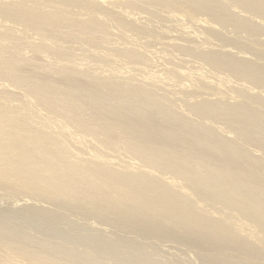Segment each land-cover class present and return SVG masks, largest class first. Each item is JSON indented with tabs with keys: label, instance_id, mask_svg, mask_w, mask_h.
<instances>
[{
	"label": "rangeland",
	"instance_id": "rangeland-1",
	"mask_svg": "<svg viewBox=\"0 0 264 264\" xmlns=\"http://www.w3.org/2000/svg\"><path fill=\"white\" fill-rule=\"evenodd\" d=\"M1 1H3V2H5V1L10 2L12 0H0V2ZM48 1H50V0H48ZM128 1L130 2V5L129 6H126L127 7L126 9L124 7L118 6V9L120 10L119 12H118V9H117V12H114L115 9L117 8V5H116V7L114 9L112 8V7L115 6L114 4L110 5V7L106 5V7H108L107 8L108 10L109 9L110 10L112 9L111 11L114 12V13H120L121 11H122L121 13H123V10L125 9L126 11H124V13H126L125 14L126 15V17H125L126 20H128L129 18L134 19L135 20V23L138 26L143 27V29L145 30V31H143L142 34L140 33L141 35H144L145 34L144 36L141 37L140 35H137V36H140L141 38L140 37H136L135 34H134V31H131L128 27H125L124 28V26H121L122 29H120V27L118 26L119 27L118 28L117 25L113 24V22H115V21H113L112 23H110L111 21H109L108 22L109 24L106 23L107 26L104 25L105 27L103 26L104 28L102 27L101 28L102 29L101 31L98 30L97 31L98 33H96L95 35H92V36L85 35L84 36L83 34H81L83 36H80V34H79V35L75 36L74 34L78 30V28L75 25H73V24H65V25L58 24L59 26L57 25L55 27V26H52V25L51 26H47L48 25L47 23H46V25H44L45 22H46L44 20H43L44 21V24H41L42 23L41 20L39 21L38 19H36L35 22L28 21V18H26L24 16V14L23 15L17 14L16 17H13L11 15H9V16H0V61L2 59L3 60H6L4 63H3V61H1V63H3V65H5V67H4L5 69H3V67H2V69L0 68V103H1V105H0V113H2V116L3 117L5 116L4 118H6V119L8 118L9 120L12 119V118H23L24 116L28 117V119L30 121H32L33 124H29L27 122H24L23 125L20 124L21 125V126H19L20 129L21 128H26V129H28L30 131H37V132L41 133L43 136H45V138H48L49 137V139H51V141L54 143V144L53 143H51V144H53L54 146L56 144H59V142L60 143L62 142L61 147H62V145H63L62 148L65 147L64 148L65 149V154L67 152V154H69L68 155L69 157L70 156H72V158L74 157L73 159H75L76 156L77 157L81 156V158H84L85 155L86 156H85L84 159H89V157H91V156L93 157V155H94L93 153L94 152L95 153L96 152L97 153L100 152L101 155H104L105 156L106 161L108 160L109 162L108 161L107 162L109 164L111 163V166H112L111 168L112 169H115L114 166L115 167L116 166H119V167H123L126 170L128 168H129L128 170H133L134 169V172L135 171L142 172L140 170H145L144 172H146L147 170H149L150 172L152 171V170H150L151 168H148V166L150 164V166L153 167V165L151 163H149V162H147V163L145 162L144 163L141 160V157H138V156H141V155H138V156L131 155V154H134V153H135L134 155H136L138 153L139 154L142 153V151L140 152V150H141L140 147H139V151L137 150L138 148H136V149L134 148L133 149L136 152L138 151V153H136V152L132 151V148H129L130 146L129 147L126 146L127 145L126 142L129 145L130 140L132 141V139H135L136 135H138V134L137 133H134V134L133 133H129L128 134L125 131L126 130V126L124 125V127H125L124 128L123 125H122V124H125V122L122 123L121 125H119V124L114 125V126L110 125V124H112V120L110 119L111 118V115H112L110 109H108V111H106L107 113L103 112L102 113L103 115L101 114L100 116H98V118H101L102 120H99L98 121L97 116L95 117L96 119L94 117L93 118L91 117V115L94 116L95 114H97V113H95V114L94 113H90L91 114L90 115L88 113V112L91 111L90 109L92 107L91 106L92 105V102L94 103V105H96L97 103L99 104V101H97L96 99H95V102H94V100L90 99L91 100V102H90V100H88L89 97L84 96L85 93L83 94V97L81 95L82 93H79V94L76 93V94L70 95V97H72V98H70V99L68 98V101H66L65 104H61L62 107L59 106V107H56V109H55L54 108L55 106H52L51 107L50 105H47L45 103L46 101L44 99L46 97L44 98V96H46L45 94H48L46 92V89H45L46 86H45V87H43V89H41L39 91V94H41V96L40 95L38 96L39 98L36 99L37 101L35 100V98L32 99V100H30L28 98L29 96L27 97L26 93L24 94V91L26 90V88L31 87V85L33 84L32 83L33 82V79L32 80H29V79L28 80H25L27 78L24 77L25 78L24 80H22L23 79L22 78L21 79V82L19 80V81H15L16 82L15 83L14 80L20 79V78H18V77L15 78L14 76H16V74L11 71L15 67H17L14 64L17 65L18 62L24 60V61H27L28 62V64L24 67V72H28V73H30V72H32V73L33 72H39L38 69L40 67L41 68L40 71L43 72V70H44L45 71V74H46V72H49V73H53L54 74V71L57 70L58 68H60V69H58L56 71L57 73L55 72L56 74H54V75L52 74V78L50 77L48 79L47 86H49L51 84H55V82H57V83L58 82H62L63 83L65 77H66V79H67V77L68 78H73V79H79V76H81L82 79L88 80L87 83L90 82L89 79H91L92 80L91 82H93V79H92L93 77H95L94 78V82L95 83H98L99 82L98 79H101L103 77L105 79V82H108V84L110 85L109 82L112 79V78L110 79V77H112V76L114 77V75H118L117 77L115 76L117 79L114 77L113 80L116 79V80H118V83H119V81L121 79H123V80L120 81L119 85L120 84L122 85L124 83L126 84V82H128V84L130 83V85L131 84L133 85V87L131 85V88H136L137 87L136 89L138 90V92H140L141 89H142V92H143V90H146L143 93V94H145L144 96H146L145 97V99H146L145 103L146 102L149 103V100H150V102H152V103H149V104H153V103L155 105H158L159 104V106L161 107V109H160V107L158 108L159 110H162L163 109L162 108L163 105H164L163 107L167 106V107H165L163 109V111H165L163 114H161V113L159 114L160 111L159 112H156L157 115L159 114L158 116L156 115V113H154V110L153 111H152V109L150 110V112L152 111L157 117L154 114H151V117L149 116V119L147 121V123L149 122V124L147 125V123H146V125L148 126V127H146L147 129H149V127H150V125L152 123L155 122V124H157L156 122L159 123L160 121H162L163 118H164V117L162 118V116L164 114L166 115V113H167V117H168L169 114L173 115V112L174 111L175 112L178 111V113H179L180 112L179 110H181V112L183 114H181V112H180L179 115L181 114L183 116H186L187 114H190L189 116H192L191 113H192V110H194V108L193 107H190V108L187 107V105L189 103H192V99H193V103L194 104H196L198 102L203 103L205 101H207V103H210V101H212L211 103L214 106L215 105L216 106L218 105L219 107H217V108L226 109L228 111V113L234 112L235 110H238L242 105L244 107L249 106V110L250 111L252 109H254V111L257 112L256 114H259L260 115V116H258L259 119H256L257 121L255 120L257 122V124H262V123H260L261 121L264 123V118L262 117V116H264V111H263L264 110V106H263L264 105V102L261 101V100L264 99V83L262 82L260 84H254L252 81H250L251 83L249 82V84H248V81L247 82H244L245 79L243 78V76H240V75L236 76L237 74H235V75L232 74L233 75L232 76L231 74L230 75L228 73L226 74V72L221 71L220 69L218 70V72H214L215 70L212 68V66L210 64H208L206 62L204 63V61L203 62L202 61H197V60H201V54L199 52V54L197 55L196 53H198V52H196V50H194V49L198 48V45L200 43H201L199 45L200 46V49H202V48L206 49L208 47H209L208 48L209 50L214 49V48L215 49H218L219 48L218 49V54H222V52L223 53L228 52V53H230V54L233 55L232 56V55H229L228 54L231 57H229L227 59H230L231 58L232 60H235L234 58H236L237 55H238L237 58L240 57L239 60H244V59H245L244 61L247 60L246 61L247 65L253 66V64H255L256 65L255 67H257V68L259 67L262 71H264V67H263V65H264V58H262V57H264V44H263L264 43V33H263L264 26L261 25L262 22L259 21V20H261L260 18H258L259 15H255L256 13L252 14L250 11H248L249 14H251L250 17H249V16H247V15H249L248 12L246 13L244 11L245 9L242 10L240 7H239L240 8L239 9L238 6H236V5L235 6L237 8H235L233 6L232 8L230 7V9H229V6H228V9H226L227 10V13L225 12L226 10H224V13H226L227 16H228V14L231 15V12H232L233 13L232 14V17H234V20H235V17H237V18L241 17L240 19H242V18L247 19V20H245V21L242 22L243 23V26L242 27L239 26L241 30H238L239 28H236L234 25L232 26V24L230 22L228 23V22L225 21V23H224V22L221 21L220 24H218L219 22H217V23H211V24H213L211 27H213V29H215V30L214 31H209V29L206 28V27L202 28L200 26L201 24L198 23V22H196V20L195 21L194 20H189L188 18L184 17L183 15H178V14H176L175 12H173L171 10H168V11L167 10H164V9L162 10L161 9V6L158 3H152L151 2V4H150V2H147L145 0H128ZM221 3H218V4L222 6L224 4V1H223L222 4ZM35 4H34V1L33 0H25L24 1V4H22V5L25 8H27V9L28 8H31V9H29L31 11V13L32 12H39L41 10H45L42 7H41L42 9L40 8V6L41 5H44V4H40V5H35ZM50 4H48V5H50ZM48 5H44V6H47V8H49ZM33 6H34V8H32ZM47 8H46V10H47ZM225 8H227V6ZM239 10L242 11V12H240ZM80 12L79 11L78 12L75 11L74 14L72 15V17L73 18H78L80 15H82V17L80 16V18L83 19L84 18L83 12H81V13ZM228 12H230V13H228ZM50 13L52 14L50 16H54V18H55V16L57 17V15H53V14H58V13H56L55 10L54 11L52 10V12L50 11ZM234 13H236L237 15L234 14ZM88 16L89 15H87V17ZM127 16H129V18ZM227 16H226V18H228ZM244 16L245 17L247 16V18H245ZM254 16H255V18H254ZM197 17H199V21H200L201 20L200 14H198ZM249 18H251V19H249ZM244 19H242V20H244ZM140 20H142V21H140ZM153 20H154V22L156 20V22L154 23ZM250 20L252 22H250ZM247 21H249V22H247ZM246 22L249 23L250 26H248L249 24L246 25L247 24ZM144 23H146V25H144ZM148 23H150V25H151V23H153V25H151V27H150V25ZM144 26H146V28L148 30H151V31H148L147 29H145ZM246 26L248 28H246ZM260 26H262V28ZM197 27H199V28H197ZM251 27H254L255 28L254 29L255 33L259 31V32H261V34L258 32L259 33L258 34L259 36H256L257 33L255 34L254 31L251 30V29H253ZM249 28H250L251 31L249 30ZM256 29H258V30H256ZM215 32H217L218 34H216ZM135 33L139 34L136 31H135ZM148 33H149L148 37L151 36L150 39L147 37V34ZM222 33H223V35L221 36ZM192 34H194L195 36L192 35ZM72 35H73V38H72ZM207 35H210L209 36L210 38ZM252 37H254L256 40L254 38H252ZM206 38H208L209 40H207ZM259 38H260V40H259ZM193 39H195V40H193ZM199 39H200L201 42L199 41ZM216 39L217 40L219 39V40L217 41ZM221 39H223V40L221 41ZM249 39H251V40H249ZM197 40H198L199 43L198 42H195ZM204 40L205 41H209L211 44L205 42ZM42 42L44 43V47L43 48H42V45H43ZM185 42L187 44L190 42V44L192 43V45H189L188 44L190 46L188 48L187 44L185 45ZM246 42H248V43H246ZM193 43H194V45H193ZM177 44H179V45L177 46ZM207 44H210V45L208 46ZM230 44H232L233 47ZM251 44H253V45H251ZM45 45H47V46H45ZM206 45H207V47H206ZM211 45H213V46H211ZM218 45L220 47L221 46L222 47L220 48ZM181 47H185V49L182 48V49H184V50H182ZM127 48L130 51L131 50H133V51L135 50L134 53L135 54L138 53L137 55L139 57H135V58H133V60H128L130 62L133 61L132 63H129L130 65H128V66L125 65V63H123L124 64L123 65L124 67L121 66L122 65V62H121V65H118L117 64L118 67L116 65L113 66V64H110V63H113V62H112V60H109V57H110V55L112 53H115L114 50L115 51H116V49H123V50H125ZM129 48H131V49H129ZM177 48H179V49H177ZM253 48H255V49H253ZM226 49H228V50H226ZM176 50H177V52H176ZM179 50H180V52H179ZM186 50H187V52H186ZM219 51H221V52L219 53ZM214 52H217V50H215ZM255 54H257V55H255ZM190 55H191V57H190ZM194 56H196L197 59ZM232 57H234V58H232ZM139 58L143 59L144 62L142 60H140ZM237 58H236V60H237ZM261 60H263V61H261ZM128 61H126V62L128 63ZM6 62H7L8 65L6 64ZM10 62H12V65H11ZM117 63L120 64V62H117ZM174 64H175V66H174ZM13 65H14V68H13ZM67 65L70 66V67H72V68L69 67L68 71H70V72H67L68 74L71 73V75L69 77L68 74H63L65 76V77L63 76V78H64L63 79L62 76H61L62 74H61L60 70H61V68L63 69V67L64 66H67ZM8 66H10V67H8ZM178 66H179V69L181 68L180 71L178 69ZM36 69H37V71H36ZM71 69H72L73 72H71ZM6 70L8 72H6ZM81 71H82V73H81ZM169 71H171L172 73H170ZM181 71H182V73H181ZM216 71H217V69H216ZM9 72H11L12 74H15V75H11V73H9ZM42 72H39V74H41ZM58 72H60L61 75ZM79 72L81 74H79ZM72 73H74V74H72ZM180 74H181V76H180ZM36 76L39 77L38 75H36ZM108 76H110L109 77V81H108ZM231 76H232V78H231ZM118 77H119V79H118ZM224 78H225V80H224ZM61 79H63V80H61ZM96 79H97V81H95ZM241 79H242V81H241ZM113 80L111 81L112 83H113ZM83 81H85V80H83ZM122 81H125V82L124 83H121ZM94 82L92 84H94ZM115 82L117 83V81H115ZM115 82H114V85H116ZM118 83H117V85H118ZM204 83H206V84L204 85ZM114 85H112V86L114 87ZM117 85H116V88L119 86V85L118 86ZM124 85L121 86L120 89H122V87H125ZM202 85H203V87H202ZM146 86H147V88H146ZM150 86H151V89H149ZM143 87H145V88H143ZM100 88H103V87H100ZM217 88H220V89H217ZM104 89L106 90V87L105 86H104ZM148 89L149 90L154 89L153 91L156 90L155 91V95L153 94V91L152 92L151 91L147 92ZM250 89H253V90H251L252 92L250 91ZM98 90H100V89H98ZM101 90L103 91V89H101ZM105 90L103 92L102 91L101 92L104 93ZM118 91H119V89H118ZM247 91H249L250 93H248ZM253 91H254V93H253ZM156 92L157 93L160 92V95L158 94V96H157V93ZM7 93H10V94L6 95ZM64 93H65L64 91L58 90L55 93V95L53 94V96H51L52 97L51 98L52 100H50V102L62 101V99L65 97L64 96ZM98 93H100V91H98ZM116 93L117 94H114L112 97L111 96H108L107 99H109V100L111 99L112 102L109 101V100H107V102L108 103L111 102L110 103L111 106H112V103L114 102L115 103V104L113 103L114 105L117 104L116 107H119L118 106L119 103H117V102H120V104L122 102L124 105L125 104H128L126 106L129 109V111L132 110L130 108L133 105V103L135 102L134 101V98H135V95L136 94L135 95L131 94V95L134 96V98H132V99H131V97H133V96L129 95V97H127V96L121 97V100H120L119 99L120 98L119 96H122V94H120L118 96L119 93L118 92H116ZM176 93H178V94H176ZM252 94H253V96H252ZM65 95H67V94L65 93ZM78 95H80L82 97V98L80 97L81 100H83V98L86 97L85 99H87L90 102V107L88 105H86V102L87 101L85 102V100H83V102H85L84 104L86 106L83 105L82 102L80 103V101H79L80 104L77 103L78 100L80 99V98H78L79 97ZM151 95H154V96L152 97ZM114 96H115V98H113ZM101 97H102V95H101ZM125 97H127V99H125ZM148 97L150 99H148ZM161 97H162V101H163V98H164V101H163L164 104L163 105H160L161 103H163L161 101ZM197 97H198V99H197ZM251 97L252 98H255L256 100L255 99H251ZM116 98H118V101L117 102H115L116 101ZM122 98H123V100H122ZM168 98H169L170 102L169 101L168 102L166 101ZM222 98H223V101L224 102H222ZM75 99L77 101H75ZM102 99H104V98H102ZM124 99H125V101H124ZM158 99H160V100H158ZM185 99L186 100L187 99H189V100L191 99V100L190 101L188 100L189 101V103H188V101H186ZM257 100H258V102H257ZM96 101H97V103H96ZM132 101H133V103H132ZM73 102H74V104H73ZM213 102H215V104ZM104 103L106 104L105 101H104ZM108 103H107V106H108ZM145 103L143 102V105L140 104L142 107H140L138 105L140 108H136V107L135 108L137 110H140L141 111L143 109V106H146V108L144 107V109L142 110V111H145V110H147V106H150L149 104H145ZM183 103H184L185 106L183 105ZM216 103H218V104H216ZM232 103H233V105H232ZM245 103H246V105H245ZM257 103L259 104V106L257 105ZM123 104H121V105H123ZM129 104L131 105L130 107H128ZM136 104L137 103L135 102L134 103V106H136ZM235 104H238V105H236V107H234ZM3 105H4V107H3ZM168 105L171 108L168 107ZM191 105H188V106H191ZM221 105H223L224 107L221 106ZM77 106H79V107L81 106V108H83V107H85V108L81 109V108H78ZM126 106H125V108H126ZM225 106H226V108H225ZM228 106H230V107H228ZM87 107H88V109H87L88 111L86 110ZM95 107H97V105ZM177 107H179V109ZM227 107H228V109L231 108V107L233 109L235 108V110L233 111V110L230 109L231 111L229 112V110L227 109ZM127 108L125 110H127ZM167 108H170V109H167ZM93 109H96V108L93 107ZM93 109H92L91 112H93ZM84 110L87 111L86 113H88V118H87V115L85 116V114H81L80 115L81 112L82 113H85V112H83ZM94 111L95 112L98 111V108H97V110H94ZM99 111H100V109H99ZM101 111H104V109L101 110ZM133 111H136L134 109V107H133ZM175 112H174L175 115L178 114V113H175ZM126 113H127V111H126ZM126 113H125V115H127ZM99 114L100 113H98V115ZM104 114L105 115L107 114L106 116L107 117L110 116V117L107 118L106 116H104ZM130 114H129V116L128 115L125 116V117H128V118H125L124 117L125 118L124 119L125 121H126V119L127 120L130 119L132 121L131 118H132L133 114L132 115H130ZM149 115H150V113H149ZM179 115H176V116L178 117ZM181 115H180V117H181L180 120L183 119ZM101 116L102 117L104 116L106 118L103 119L104 117L102 118ZM159 116H161V117H159ZM78 117L81 118V119H79ZM188 117H186V119ZM154 118H157V121L152 120ZM190 118L191 117H189V119ZM193 118H191V119H193ZM3 120L4 119L1 117V121H3ZM79 120H80V122H79ZM158 120H160V121H158ZM195 120H196V118H195ZM197 120H198V123L200 121L202 122V123L200 122L201 124L199 123V125H201V128L205 127V129H207V130H211L212 129L211 132L213 130H215L216 131V134L218 133L217 134L218 138H222V137H224L226 135L228 137H230L229 134H225L227 132H226V129H224V128H222V131L224 129L225 132L219 131V130H221L219 128H218L219 130H216L217 128L216 129H213L215 125L217 127V124H216L217 123L216 122L217 119L215 120V122L213 124L212 123L211 124L208 123L205 120V117L204 116L201 117L200 119L197 118ZM137 121L141 122L140 120H137ZM221 121H219V123ZM139 122H137V123H139ZM175 122L174 121H173V123L170 122L171 125L170 124L169 125L171 127L170 126L168 127V125L167 126L166 125H163L165 129L163 127H159V129H157V131L159 130L160 133H163L164 134V131H161V130H165V132H166V129L167 130H170V128L172 129L173 126H175L173 128L176 131H178L177 128H176V125L179 124V123L177 122V124H174ZM204 122H206V123H204ZM253 122H254V120H253ZM16 123H18V121ZM108 123H110V124L108 125ZM190 123H192V122L189 121V125L187 124L188 126H185V127H187V130L189 132L192 130L191 127H190ZM219 123H218V126H223L221 124H224V122L221 123V124H219ZM81 124H82V126H81ZM102 124L104 126H102ZM106 124L108 126L105 127ZM180 125H179V127L182 128V126H180ZM97 126H99V127L101 126V127L100 128H97ZM119 126H121L122 129L124 128L125 130L120 131L121 128H119ZM191 126H193V123H192ZM180 128H179V130H180ZM183 128H184V126H183ZM174 129H172V131L174 132V133L172 132L173 134H171V138L172 139L182 136L184 134L185 130H186V129H183V130L181 129L183 131L182 132L183 134H181V132H179V131L176 132ZM114 130H116V131L114 132ZM107 132L109 134H107ZM110 132H112V134ZM121 132H123V133H121ZM159 132H157L156 135H153V137L155 136V137H157L159 139L162 138V135L163 134L161 135V134H159ZM170 132H171V130H170ZM116 133H118L119 135L116 134ZM124 133H126V135ZM178 133H180V134H178ZM185 133H187V132H185ZM113 134H114V136H117L118 135L117 136V139L115 137V139H113V141L115 140V142H116L119 139L117 141V144H121V142H123L122 145L123 144H126L125 146H123L124 147L123 149H122V145L117 146V144L115 145V147L113 146L112 148L109 147L110 145L104 144V143H101V144L99 143V145H97L96 142L98 141V139H100V138L102 139L103 138L102 136H104L105 139H106V137H107V139L108 138H111L112 139V138H114ZM151 134H153V133H151ZM154 134H155V132H154ZM108 135L111 136V137H109ZM123 135H124V137H127L129 141H126L127 138L124 140L123 139L124 138ZM219 135H220V137H219ZM51 136H53V137L51 138ZM133 136H134V138H133ZM129 137H130V139H129ZM91 140H92V142H91ZM241 140H243V138H241ZM167 141L168 140H164V143H166ZM169 141H168V143H166L164 145H169L170 144V146L172 147L173 142H172V140L170 142ZM254 141H255V144H254ZM254 141L253 142L251 141V143H253L252 144L253 146H251V144H250V147L249 148L248 147L246 148L247 149L246 152H245L246 155L248 154V157H250L251 155L252 156L255 155V157L258 160H260L261 157H263V159H264V153H263L264 152L263 151L264 150L263 149V146H264L263 143H264V141L261 140L260 137H258V139L256 138V140H254ZM142 142H144V141H142ZM193 142H195V141L192 140L189 144L192 145L191 143H193ZM93 143H95L96 145L93 144ZM258 143H259V145H258ZM202 144H204V143H202ZM7 145H8V147H11V148H14V147L16 148L17 147L13 143H7ZM13 145H15V146L13 147ZM190 145H188L185 148V150L186 149L189 150L190 149V147H189ZM194 145H196V144H194ZM194 145H192V146H194ZM254 145L259 146V147L261 145L262 152L260 151L261 148L258 147L260 149L259 150L255 146L257 148L256 149L254 147ZM116 147L117 148L120 147L119 149H121L123 151H121L119 149L117 150ZM125 147H126V150H125ZM29 149L27 147L25 149L26 151L23 149V152H22V150L21 151L18 150L20 152L18 153V151H17L16 154H14L15 159H16V157H18V159H19V157L21 158V156H24L23 158L29 157L27 159L29 161L30 160H32V161L35 160V161L31 162V163H33V164L37 163L38 161H36V160L38 159V157L36 156V154H32V153H34V151L31 150L32 148L30 149V151L32 152L30 154ZM68 149H70L74 154L73 155L70 154L72 152L70 150H68ZM111 149H114V151L111 150ZM191 149H192V147H191ZM191 149L189 151H191ZM75 150H77V151H75ZM123 152H126V153H123ZM78 153H79V155H77ZM225 153L226 152L219 153V155L220 154H222V155L224 154L225 158H227L226 155H225ZM67 154H66V158L68 157ZM81 154H83V155H81ZM16 155H20V156H16ZM217 155H218V153L214 155V156H216V157H214L215 159L217 158ZM222 155L218 156L220 158V160H223V158H221ZM2 156L4 157V154L0 155V160L2 159V161H0V166H1L0 167V177H3L8 172L10 174H12V172H14L16 174H13V175L15 176V178H17V181L14 180L15 181L14 182L13 179H12L10 181H7V182L3 181V182L0 183V229H3L1 232H3V233L5 232L6 234L8 233V234H11L12 235V233H13V237L15 236V237H17V238L19 237L21 239H23V237H24V241L26 242V244L28 245V247L30 246L31 249H35L36 248L35 250H38V248H43V247L45 249H47V247H48V249H49V247H50V249H49L50 251L47 250V253H48V251L51 253V250H52V253H60L59 252L60 248L62 249L65 246V250H64V252L63 251L62 252L65 254V258L66 259H69L70 256L75 257L76 256V253H78V255H81L80 257L83 260V263L86 261L85 258H87V260H89V258H88L90 256L89 254L92 253L91 254V257H93V258H91V257L90 258H91V260L94 259V261L92 260V261L86 262L88 264L90 262L93 263V264H110V263H112V264L113 263L114 264L115 263L116 264H127V263L130 264V263H135V262H138V264H140V263L141 264H155V262H156V264H215V263L216 264H219V263L220 264H233V263L234 264H237V263H239V264H245V262H246V264H264V256H262V255H264L263 254L264 253V242H263L264 237L262 238L261 237V234L259 235V233H260L259 231L260 230L258 229L259 230L258 231L259 233L257 234L256 233V230H257L256 228H253L251 226H247L251 222L249 223V221H247V224H245L246 220L245 221L244 220L242 221L240 219L241 214L244 215L242 213L243 212L242 210L240 211L241 213L240 212L235 213V211H233L232 208H234V209L236 208L237 209L236 211H238V207L239 206H237V207L236 206L235 207H230L232 205L231 203L228 202L229 205H230L229 206V205H226L227 203H225V202L222 203L221 200L219 201V203L221 202L227 208L224 205L221 206L219 203L217 204L219 206L214 205L213 203H215V201H217V199H214L215 197L217 198V194H215V193H212L211 192L212 194L211 193H210V195H209V193L207 194L209 197H211V196L213 197V194H215L216 196L214 195V198L211 197L210 200L208 201L211 204H209L208 202L201 203V205H199L201 209H198L197 212H196V214L198 212H200V214L198 213L199 216L203 215V217H204L205 214L206 215L207 214L210 215L208 213L209 212L208 209H210L209 206H211V205L212 206L214 205L215 207L217 206L216 208L211 206L212 208H215V209L219 208V209L216 210V214L219 211V213L217 214V217H216V214L214 215L216 217V218L214 217L215 219H217L218 216H219L221 219H219V218L218 219L221 220L222 223H223V221L226 220V218L227 219L230 218L228 220V223L231 222V223H229L230 225H227V223H225L227 220L224 221L225 228L228 231V233L230 232V230L232 228H234V230H233L234 232L231 231L232 234L236 235L238 233L237 236H240L241 233H246L247 234L251 230H253V229L255 230L256 229L255 232H254V234L256 233L257 235H259L263 240L262 239H259L260 237L259 236L257 237V235L255 236V235L249 234L250 236L254 237L255 239H253V241H251L252 238L250 239V241H251V243L249 242V244H251L249 246L250 249L247 246H245V247H247V249H245V247L243 246L244 244H243L242 246L245 249V251H243L244 249H243L242 246L241 247H242L243 250L240 249V246H237L240 243L242 244V242H240L237 245L234 244V245H232V246L229 247V245L227 246V244H225V242L219 241V243H218L217 242L218 240L217 241H216V239L215 240H212L213 238H216V237H213L212 235H211L212 236V239L210 238L211 236L210 237H207L208 234H206L205 232H207L208 229H205V232L204 233H203V231H204V229H203L201 231H197L194 234V233H192V231H191L192 229L190 227L189 228L188 227H185V228H181V229H176L175 227H172V225L171 226L169 225L170 228L167 227L168 225L167 226L166 225H163V224L160 225V223H161V222H159L160 220H158L155 216H153L154 214L152 215V214H149L147 212L148 211L147 208L148 207L149 208L151 207V205H149V204H148L149 206L147 208H145V210L147 209L146 211L144 209H142V208L141 209L138 208V207L136 208L135 205L133 203H131L129 206H131L132 209L129 208L128 205H122V206L128 207L127 209L128 210L130 209L129 211H126L127 209L125 210V207H118L119 209L118 208H117V210L115 209V212L117 211L116 213L113 212L114 209H111L110 211L112 213H110V211H108V210L110 208H112L113 206H111V207L109 206L110 208L108 210L107 209L105 210V207L104 206H106V203L105 202H100L99 203L98 200H97V202L99 204L97 203V206H95L96 205V201H95V203H93L94 204V208H93V206H91L93 204H90V202L87 203V205H86V203H83V202H82V205H81L78 200H75L76 203L73 202L74 200L71 201V202L68 201L69 202L68 203V202H66V200L65 201L62 200V198L59 199V198L54 197V196H51V195L48 196V195H44V194L39 193V191L37 190V186H35V185H27L26 184V187H27L26 188L25 187V184H24L23 186L25 188L22 187V185L20 183H24L25 177L22 178L23 176H21V178H20V175H25L24 172H26L25 171L26 169L23 167L24 168V172H23V170L20 172V170H18L19 167L17 168V166H16L17 164L14 165L15 164L13 162L14 161V158L12 159V157L10 158L9 156H5L4 161H3ZM231 156H228V157H231ZM7 157H8V159H7ZM136 157L138 159L139 158L140 159L138 160V159H136ZM30 158H33V159H30ZM219 158H218V160H219ZM69 159H71V157ZM132 159H134V160H132ZM11 160H13V161H11ZM10 162L12 164H10ZM142 162H143V164H142ZM138 163H140L141 165L145 166V168L143 166H141L140 164H138ZM144 164H146V165H144ZM242 165H241V168H244L245 167V164H244L243 167H242ZM136 166H137V168H136ZM138 166H140V167H138ZM146 166H147V168H146ZM2 168H3V170H2ZM138 168H140V170ZM142 168H144V169H142ZM6 169H9V170H6ZM152 169L154 170L155 168H152ZM18 172H20V173L23 172L24 174H20ZM27 172H28V170H27ZM1 173L4 174V175H2ZM17 173L19 174V177H18V174ZM166 173H167V171H162V170L161 171H158V173L154 171V174L157 177L160 178V179L158 178L160 180L159 182H165L167 180L168 181L171 180L170 177H172V174H170V173H167L166 174ZM11 181H13V182H11ZM158 184L159 183H157L155 185L158 186ZM202 186H204V185H202ZM198 187H199L198 189L200 190V187L201 186H198ZM201 188L203 189L204 187H201ZM24 189H27V191H25ZM175 192H176V190L173 191V193H175ZM193 192L195 193V198L197 197L198 194H199L198 197L201 198L200 195L202 194V198L205 199L204 196H203V195L206 194L205 188L202 190L203 193L201 191H199L200 193L197 192V189H195V191H193ZM207 195H205V196H207ZM198 197L196 198L197 200H199ZM78 198H76V199H78ZM218 198L220 199L219 196H218ZM112 199H114V198H112ZM57 200H59V201H57ZM205 200L207 201V199H205ZM211 200H214V202L212 203ZM107 201H108V199H107ZM110 201L113 202V200H110ZM110 201L107 202L108 205L111 204ZM241 201H243V199ZM241 201H238V202H241ZM101 203H104V205L101 204ZM137 203L138 202L136 201L135 204H137ZM76 204H78V205H76ZM100 204H101V206H100ZM117 204L118 203H115V205H117ZM204 204H206V205H204ZM242 204H243V202L241 203V205L239 204L240 205V209L242 207ZM108 205H107V207H108ZM202 205H204L203 208L205 210L201 207ZM70 206H72L73 208L70 207ZM98 206H100V207H98ZM119 206H121V205H119ZM133 206H134V208H136V210H134ZM102 207H104V209ZM229 207H230V209H229ZM256 207H257V205H256ZM256 207L254 206V208H256ZM120 208L122 210H120ZM259 208L260 207H257L258 211H259ZM257 209H255V210L257 211ZM203 210H204V212H202ZM119 211L120 212L122 211V213H126L125 214L126 217L124 216V214L123 215L121 213L119 214ZM133 211H136L135 212L136 213V216H135V214H134ZM140 211H142V213H144V215H142L143 218L144 217L146 218V219L145 218L143 219L141 217L142 218L141 220H143V221H140V216L137 213V212L140 213ZM206 211H208V212H206ZM94 213L95 214L97 213V215L95 216ZM233 213H235V214L233 215ZM38 214H39V216H38ZM111 214H113V215H111ZM130 214H131V216H130ZM224 214H225V216H228V217H225ZM103 215H105V217ZM110 215L113 218H111ZM132 215H133V217H132ZM148 215H149V217H148ZM206 215H205V217H206ZM239 215H240V217H239ZM199 216L197 218H199ZM229 216H231V217H229ZM43 217H45V218L41 220V218H43ZM124 217H125V219H124ZM135 217H136V220L137 221L134 219ZM203 217L201 216L200 218H203ZM222 217H224V219ZM242 217L243 218H246V216H242ZM133 219L135 220V222H134ZM25 221H27V222L24 223ZM40 221H42L41 222V225H43V226L40 225ZM113 221H114V223H113ZM126 221H127V223H126ZM139 221H140V224H139ZM151 221H152V223H151ZM232 221H234V222H232ZM235 221L238 222L237 224H239V225L241 223L243 224V222H244L245 225L243 224L242 226L240 225V227H239V225H236V222ZM33 222L35 224L34 226H33ZM52 222H53V224H52ZM108 222H110V223H108ZM7 223L9 225H8V227H5V226H7ZM10 223H11V225H10ZM47 223H49V226H48ZM162 223H163V221H162ZM231 224H234L237 227H235V226L233 227V225H231ZM51 225H52V228L53 229L50 228ZM23 226L24 227L26 226V227L24 228ZM47 226H48V228H47ZM230 226H232V228H230ZM245 226L248 227V229H249V230L246 229L247 232L245 231V228H246ZM43 227L47 228L48 230L47 229L46 230L48 232ZM241 227L242 228L245 227L244 230ZM249 227H251V228H249ZM10 228L12 230L14 229V231H12ZM17 228L20 229L21 231L18 230ZM141 228H142V231H141ZM192 228H194V227H192ZM227 228L230 229V230H228ZM237 228H240V229H237ZM138 229H140V230H138ZM241 229H242V231H241ZM50 231L55 233V237H54V233H51ZM243 231H245V232H243ZM21 232L24 233V234H26V235H23ZM39 232L41 233V235H39L40 234ZM252 232H250V233H252ZM59 234H60V237H59ZM64 234H65V238H64ZM246 234H245V236H246ZM42 235H44V236H42ZM57 235H58V237H57ZM21 236H23V237H21ZM28 236L31 237V238H28L27 239ZM35 236H37V237H35ZM40 236L41 237H46L47 239L46 238H42V240H41V237ZM51 236H52V238H51ZM66 236H68V238ZM83 236H87L88 237V240H84V239H87V237L85 238ZM153 236H154V238H153ZM242 236H244V235H241V237ZM76 237H78V241L76 240L77 239ZM89 237H91V238L89 239ZM95 237L98 240H101V241H98ZM256 237L258 238V240L256 239ZM48 238H50V239H53L54 238L53 241H52L53 243L50 242L49 241L50 239H48ZM58 238L62 242L60 240H58ZM80 238H82L81 241L83 243L80 241ZM92 238H93V243H92ZM43 239L45 240V242L43 241ZM69 239H71V240L73 239L74 240V241H72V242H74V245H72L73 244L72 242H71V244L69 243V241H71ZM40 240L43 241V242L40 243ZM46 240L48 242H46ZM66 240L68 242H66ZM114 240L116 242V245H115ZM254 240H256V242ZM261 240H262L263 243L261 242ZM56 241H57V243H56ZM120 241H121V243H120ZM131 241H132V243H131ZM214 241L216 243H214ZM222 241H224V240H222ZM259 241L262 244H260ZM98 242H101V243L103 242V243H102V245H100L101 243H99V245H100L99 246L98 245ZM38 243L41 244V245L43 244V245L40 247V245ZM47 243H49V245ZM63 243H65L66 245L69 243V245H67L68 246L67 247L68 249L66 248V245L63 244ZM94 243H96L98 246L96 244H95L96 246L93 245ZM211 243H213V244H211ZM45 244H47V245L45 246ZM52 244H54V246ZM220 244H222V245H220ZM56 245H57V247L55 248ZM76 245L78 246L77 248L75 247ZM223 245H225V246H223ZM246 245H248V243ZM103 246H104V248H103ZM112 246L114 247L113 250L111 249ZM73 247H75V248H73ZM81 247L83 249H81ZM130 247H131V249H130ZM132 248L135 249V250H132ZM258 248H261V249H258ZM43 249H40V251H43ZM231 249H233V250H231ZM67 250L69 251V253L67 252ZM94 250H95V252H94ZM247 250H249V251H247ZM253 250H255L254 253L257 252L255 254L253 253L254 254V258L257 257L256 255H258L259 256V259L257 257V259L254 260L253 256L251 258L250 253L252 254L251 251H253ZM65 251L70 256L68 254H66ZM70 251H72V252H70ZM99 251H101V252H99ZM113 251H115V254H114ZM118 251L120 252V254H119ZM237 251H239V252H237ZM246 251L249 252V253H247ZM45 252H46V250H45ZM62 252L60 253V255L62 254L64 256V254ZM86 252H88V253H86ZM96 252L99 254V255L97 254L99 257L94 256V253H96ZM106 253H108L109 255L106 254ZM129 253L130 254L132 253L131 256H129L130 255ZM121 254H123V255H121ZM142 254H143V256H142ZM84 255H86V256H84ZM105 255H107L108 258H105L106 257ZM115 255H116V258H115ZM120 255H121V259H120ZM248 255H250V256H248ZM243 257H244V259H243ZM78 258H79V256H78ZM70 259H73V258L70 257ZM111 259H112V261H111ZM232 259L235 260V261H233ZM249 259H253V260L251 261ZM82 260H81V264H83L82 263ZM122 260H124V263H123ZM232 261H233V263H231ZM103 262H105V263H103Z\"/></svg>",
	"mask_w": 264,
	"mask_h": 264
},
{
	"label": "bare ground",
	"instance_id": "bare-ground-1",
	"mask_svg": "<svg viewBox=\"0 0 264 264\" xmlns=\"http://www.w3.org/2000/svg\"><path fill=\"white\" fill-rule=\"evenodd\" d=\"M24 1L25 0H12V1H10V2H7V1H5V2H3V1H1L0 2V16H9V15H11V16H13V17H16V15L17 14H20V15H23L24 14V16L26 17V18H28V21H33V22H35L36 21V19H38L39 21L41 20V24H44V21H46L45 22V24L44 25H46V23L48 24L47 26H57L58 24H63V25H65V24H73V25H75L77 28H78V30L76 31V33L74 34L75 36H77V35H79L80 34V36H85V35H89V36H92V35H95L96 33H98L97 31L98 30H102L101 28L105 25V26H107V24H109L108 22L109 21H111L110 23H112L113 21H115V22H113V24H115V25H117V27L119 26L120 27V29H122L121 28V26H124V28L125 27H128L131 31H134V34H135V36L136 37H142V36H144V35H141L142 33H143V31H145L144 29H143V27H141V26H138L136 23H135V20L134 19H131V18H129V16H127L129 19L128 20H126V13H124V11H126L125 9L127 8L126 6H129L130 5V2L128 1V0H50V1H48V0H33L34 1V4L35 5H40V4H44L45 2L47 3H45L44 5H48V4H50V5H48V7L49 8H47V6H44V5H41L40 6V8L42 7V8H44L45 10H46V8H47V10L45 11V10H41V11H39V12H32L31 13V11L29 10V9H31V8H25L22 4H24ZM145 1H147V2H150V4H151V2L152 3H158L160 6H161V9L163 10H171V11H173V12H175L176 14H178V15H183L184 17H186V18H188L189 20H196V22H198V23H200L201 25V27L202 28H204V27H206V28H208L209 29V31H214L215 29H213V27H211L213 24H211V23H217V22H219L218 24H220V22L222 21V22H224L225 23V21L226 22H230L231 24H232V26L234 25L236 28H239L238 30H241L240 29V27L239 26H243V21H245V20H247V19H244V18H242V19H244V20H242V19H240L241 17H239V18H237V17H235V20H234V17H232V12H231V15L230 14H228V16L226 15V13H227V10L226 9H228V6H229V9H230V7L232 8L233 6L235 7V8H237L236 6H238V8L240 7L242 10H244L246 13L248 12V11H250L252 14H254V13H256L255 15H259L258 16V18H260L261 20H259V21H261L262 22V24L261 25H263L264 26V0H145ZM223 1H224V4L221 6V5H219L218 3H223ZM221 3V4H222ZM112 4H114L113 6L114 7H112L113 9L116 7V5H117V8L115 9V11L114 12H117V9H118V6H121V7H124L123 9V13H114V12H112L110 9L108 10L107 8L108 7H106V5L107 6H109L110 7V5H112ZM219 5V6H218ZM236 5V6H235ZM44 6V7H43ZM227 6V8H225ZM46 7V8H45ZM32 8H34V6L32 7ZM41 8V9H42ZM120 8V7H119ZM239 8V9H240ZM49 9V10H48ZM121 9V8H120ZM52 10L54 11H56V13H58V14H53V15H57V17L55 16V18H54V16H50V15H52L51 13H50V11L52 12ZM224 10H226L225 12L226 13H224ZM49 11V12H48ZM83 12V15H84V18L82 19V18H80V16L82 17V15H80L78 18H73L72 17V15L74 14V12ZM120 10L118 9V12H119ZM240 11V10H239ZM80 12V13H81ZM234 12V11H233ZM240 12H242V11H240ZM228 13H230V12H228ZM237 13V12H236ZM236 13H234V14H236ZM198 14H200V18H201V20L199 21V17H197V15ZM241 14V13H240ZM248 14H249V12H248ZM87 15H89L88 17H87ZM237 15V14H236ZM239 15V14H238ZM250 15L251 14H249V15H247V16H249L250 17ZM203 16V17H202ZM226 16L228 17V18H226ZM234 16V15H233ZM247 16L245 17V18H247ZM253 16V15H252ZM251 16V17H252ZM52 17V18H51ZM86 17V18H85ZM54 18V19H53ZM133 18V17H132ZM253 18V17H252ZM254 18H255V16H254ZM203 19V20H202ZM249 19H251V18H249ZM44 20V21H43ZM140 21H142V20H140ZM202 21V22H201ZM241 21V22H240ZM153 22H154V20H153ZM155 22H156V20H155ZM154 22V23H155ZM158 22V21H157ZM247 22H249V21H247ZM246 22V23H247ZM250 22H252L251 20H250ZM260 22V23H261ZM30 23V22H29ZM107 23V24H106ZM117 23V24H116ZM141 24V23H140ZM139 24V25H140ZM149 25H150V23H148ZM222 24V23H221ZM249 23H247L246 25H248ZM36 25V24H35ZM144 25H146V23H144ZM151 25H153V23H151ZM151 25H150V27H151ZM157 25V24H156ZM256 25V24H255ZM254 25V26H255ZM259 25V24H258ZM59 26V25H58ZM104 26V27H105ZM155 26V25H154ZM196 26V25H195ZM245 26V25H244ZM248 26H250V24L248 25ZM39 27V26H38ZM103 27V28H104ZM118 27V28H119ZM145 27V29H147L146 28V26H144ZM258 27V26H257ZM261 28H262V26H260ZM259 27V28H260ZM40 28V27H39ZM149 28V27H148ZM197 28H199V27H197ZM246 28H248L247 26H246ZM251 28H253V29H251L252 31H254V27H251ZM260 28V29H261ZM259 29V30H260ZM264 29V28H263ZM148 30V29H147ZM146 30V31H147ZM201 30V29H200ZM234 30V29H233ZM248 30V29H247ZM249 30H250V28H249ZM250 30V31H251ZM256 30H258V29H256ZM135 31L136 32H138L139 34H137V33H135ZM148 31H151V30H148ZM245 31V30H244ZM249 31V32H250ZM262 31V30H261ZM165 32V31H164ZM240 32V31H239ZM259 32V31H258ZM256 32L257 33V35L256 36H259L258 34L260 33L261 34V32ZM141 33V34H140ZM194 33V32H193ZM216 34H218L217 32H215ZM248 33V32H247ZM251 33V32H250ZM254 33H255V31H254ZM255 33V34H256ZM263 33H264V31H263ZM81 34H83V35H81ZM197 34V33H196ZM210 34V33H209ZM246 34V33H245ZM137 35H140V36H137ZM148 35H149V33L147 34V37H148ZM166 35V34H165ZM192 35H194V34H192ZM198 35V34H197ZM211 35V34H210ZM210 35H207L208 37L210 36ZM223 35V33L221 34V36ZM74 36V37H75ZM153 36V35H152ZM162 36V35H161ZM195 36V35H194ZM252 36V35H251ZM254 36V35H253ZM262 36V35H261ZM140 37V38H141ZM146 37V36H145ZM151 37V36H150ZM150 37H148L149 39H150ZM198 37V36H197ZM205 37V36H204ZM213 37V36H212ZM224 37V36H223ZM255 37V36H254ZM254 37H252V38H254ZM72 38H73V35H72ZM210 38V37H209ZM246 38V37H245ZM198 39V38H197ZM202 39V38H201ZM207 40H209L208 38H206ZM212 39V38H211ZM229 39V38H228ZM255 39V38H254ZM189 40V39H188ZM193 40H195V39H193ZM217 40V39H216ZM219 40V39H218ZM217 40V41H218ZM223 39H221V41H222ZM249 40H251V39H249ZM256 40V39H255ZM259 40H260V38H259ZM190 41V40H189ZM199 41H200V39H199ZM205 41V40H204ZM203 41V42H204ZM254 41V40H253ZM258 41V40H257ZM193 42V41H192ZM195 42H198V40L197 41H195ZM201 42V41H200ZM205 42H207V43H210L209 41H205ZM229 42V41H228ZM199 43V42H198ZM224 43V42H223ZM227 43V42H226ZM230 43V42H229ZM246 43H248V42H246ZM42 48L44 47V43L42 42ZM171 44V43H170ZM176 44V43H175ZM187 43L185 42V45H186ZM189 45H192V43L190 44V42L188 43ZM187 44V46H188V48L190 47L189 45ZM201 44V43H200ZM199 44V45H200ZM211 44V43H210ZM210 44H207L208 46L210 45ZM243 44V43H242ZM260 44V43H259ZM264 44V43H263ZM179 44H177V46H178ZM193 45H194V43H193ZM198 45V48H196V49H194V50H196V52H198V53H196L197 55L199 54V52H200V54H201V60H197V61H204V63L206 62V63H208V64H210L211 66H212V68L215 70L214 72H218V70L220 69L221 71H224V72H226V74L228 73L229 75L231 74H237L236 76H238V75H240V76H243V78L245 79L244 80V82H247L248 81V84H249V82L250 81H252L254 84H260V83H264V71H262L259 67L257 68V67H255L256 65L255 64H253V66H251V65H247V63H246V61H244V60H239L240 59V57L239 58H237L238 57V55H237V60H236V58H234V57H232V58H234L235 60H232L231 58L230 59H227V58H229V57H231V56H229V55H232V54H230V53H228V52H225V53H223L222 52V54H218V49H211V50H209L208 48H206V49H204V48H202V49H200V46ZM207 45H206V47H207ZM214 45V44H213ZM213 45H211V46H213ZM222 45V44H221ZM224 45V44H223ZM231 46H232V44H230ZM240 45V44H239ZM246 45V44H245ZM251 45H253V44H251ZM45 46H47V45H45ZM197 46V45H196ZM203 46V45H202ZM205 46V45H204ZM219 46V45H218ZM217 46V47H218ZM227 46V45H226ZM230 46V47H231ZM41 47V46H40ZM174 47V46H173ZM176 47V46H175ZM195 47V46H194ZM215 47V46H214ZM220 47V46H219ZM222 47V46H221ZM220 47V48H221ZM228 47V46H227ZM233 47V46H232ZM231 47V48H232ZM241 47V46H240ZM243 47V46H242ZM257 47V46H256ZM255 47V48H256ZM182 48H184L185 49V47H181V49ZM192 48V47H191ZM213 48V47H212ZM226 48V47H225ZM230 48V49H231ZM245 48V47H244ZM243 48V49H244ZM255 48H253V49H255ZM262 48V47H261ZM129 49H131V48H129ZM177 49H179V48H177ZM184 49H182V50H184ZM247 49V48H246ZM245 49V50H246ZM204 52H203V51ZM206 50V51H205ZM209 50V51H208ZM215 50H217V52H214ZM226 50H228V49H226ZM244 50V51H245ZM191 51V50H190ZM193 51V50H192ZM247 51V50H246ZM114 52L115 53H112L111 55H110V57H109V60H112V62L113 63H110V64H113V66H117V64L118 65H121V62H122V65L121 66H123L124 64L123 63H125V65H130L129 63H132V62H130V61H128V60H133V58H135V57H139L137 54H135L134 52H135V50L133 51V50H128V48L127 49H125V50H123V49H116V51L114 50ZM176 52H177V50H176ZM179 52H180V50H179ZM186 52H187V50H186ZM185 52V53H186ZM221 51H219V53H220ZM231 52V51H230ZM257 52V51H256ZM261 52V51H260ZM192 53V52H191ZM189 54V53H188ZM195 54V53H194ZM229 54V55H228ZM246 55V54H245ZM248 55V54H247ZM255 55H257V54H255ZM169 56V55H168ZM193 56V55H192ZM233 56V55H232ZM236 56V55H235ZM260 56V55H259ZM263 56V55H262ZM261 56V57H262ZM190 57H191V55H190ZM195 58H196V56H194ZM173 58V57H172ZM244 58V57H243ZM262 58H264V57H262ZM140 60H142L143 62H144V60L143 59H141V58H139ZM171 59V58H170ZM191 59V58H190ZM197 59V58H196ZM203 59V60H202ZM242 59V58H241ZM8 60V59H7ZM1 61H3V63L6 61V60H1ZM1 61H0V68L2 69V67H3V69H5L4 67H5V65H3V63H1ZM126 61H128V63L126 62ZM169 61V60H168ZM244 61V62H243ZM261 61H263V60H261ZM110 62V61H109ZM117 62H120V64L119 63H117ZM11 63V65H12V62H10ZM116 63V64H115ZM6 64H7V62H6ZM28 64V62L27 61H24V60H22V61H20V62H18L17 63V65L16 64H14L15 66H17V67H15L14 68V65H13V68L14 69H12L11 71L13 72V73H15L16 74V76H14L15 78L16 77H18V78H20V79H16V80H14V82L15 81H19L20 80V82H21V79L22 80H24L25 78H27V79H25V80H32L33 79V84L31 85V87H29V88H26V90L24 91V94L26 93V95H27V97L30 99V100H32V99H34L35 98V100L37 99V98H39L38 96L40 95L41 96V94H39V91L41 90V89H43V87H45V89H46V92L48 93V94H45L46 96H44V100L46 101L45 103L47 104V105H50L51 107L52 106H55L54 108L56 109V107H59V106H61L62 107V105L61 104H65V102L66 101H68V98L70 99V98H72V97H70V95H72V94H79V93H82L81 95H82V97H83V94H84V96H86V97H89V99L88 100H90V99H92V100H94V102H95V99L97 100V101H99V104L97 103V101H96V105H97V107H95L96 105H94V103L92 102V107H91V111H92V109H93V107L94 108H96V109H93V112H91L90 110V112H88L89 114L90 113H97V114H95L94 116L93 115H91V117L93 118H95L96 116H97V118H98V116H100L103 112H105V113H107L106 111H108V109H110L111 110V120H112V124H110L111 122V120L109 121L110 123H108V125L110 124V125H112V126H114V125H117V124H119V125H121L122 123H124L125 122V124H122L123 125V127H124V125L126 126V130L123 128H121V126H119V128H121V130L120 131H122V130H125L128 134L129 133H137L138 135H136V137H135V139H132V141L130 140V142H129V145H128V143L126 142V141H129L128 140V138L127 137H124V135H123V139L125 140L126 138H127V140L125 141L126 142V144H123L122 145V143L123 142H121V144H117V141L119 140H117L116 142H115V140L113 141V139H115V137H116V139H117V136L119 135L118 133H116V134H118L117 136H114V134H113V136H114V138H108L107 139V137H106V139L104 138V136H102L103 138L101 139H98V141L96 142L97 143V145H99V143L101 144V143H104V144H108V145H110L109 147H115V145L117 144V146H120V145H122V149L124 148L123 146H130L129 148H132V151H134L133 149L135 148H138L137 150L139 151V147H140V152L142 151V153H138V151L136 152V151H134V152H136V153H138V154H136V155H134V154H131V155H133V156H138V155H141V156H138V157H141V160L145 163H147V162H149V163H151L152 165H153V167H151L150 166V164H149V166H148V168H151L150 170H152L151 172L149 171V170H147L146 172H144L145 170H140V168H138L140 171H142V172H139V171H135L134 172V169L133 170H126V169H124L123 167H119V166H114V168L115 169H112L111 167V163L109 164L107 161H106V159H105V156L104 155H101V153L100 152H94L93 154V157L91 156V157H89V159H84L85 158V156H84V158H81V156H79V157H75V159H73L72 158V156H70L71 157V159H69L70 157L68 156L69 154H67V152H66V154H67V156L69 157H67L66 158V154H65V147L64 148H62L63 147V145H62V147H61V144H62V142L60 143L59 142V144H56L55 146L53 145L54 143L51 141V139H49V137L48 138H45V136H43L41 133H39V132H37V131H30V130H28V129H26V128H19V126H21V125H23L24 124V122H27V123H29V124H33V122L32 121H30L29 119H28V117H26V116H24L23 118H12V119H6V118H4L3 116H2V113H0V155H2V154H4V157L2 156V158H3V161H4V158H5V156H9L10 158L12 157V159L14 158V161L13 160H11V161H13L14 163V165H16L17 166V168H18V170H20V172L23 170V172H24V168L26 169L25 171L26 172H24L25 173V175H20V178H21V176H23L22 178H24L25 177V181H24V183H20L21 185H22V187H24L23 185L25 184V187H26V184L27 185H35V186H37V190L39 191V193H41V194H44V195H48V196H54V197H57V198H62V200H66V202H71V201H73V202H75V200H78L79 201V203L82 205V202L83 203H86V205H87V203H89L90 202V204H93V203H95V201H96V205L95 206H97V203L99 202H105L106 203V206H104L105 207V210L107 209H109L111 206H113L112 208H110L108 211H110L111 209H114L113 210V212H115V209L117 210V208L118 207H125V210L128 208V207H126V206H122V205H130L131 203H133L134 205H135V207L137 208H142V209H144L145 210V208H147L149 205H151V207L149 208H147L148 209V213L149 214H154L153 216H155L158 220H160L159 222H161L160 223V225L161 224H163V225H168L167 227H169L170 228V226L172 225V227H175L176 229H181V228H185V227H190L191 229V231H192V233H196L197 231H201V230H203L204 229V231H203V233L205 232V229H208V231L207 232H205L206 234H208V236L207 237H210L211 235L213 236V237H216V238H213L212 239V236L210 237L212 240H215L216 239V241L219 243V241H221V242H225V244H227V246L229 245V247L230 246H232V245H234V244H239L240 242H242V244L240 245H237V246H240V249L241 250H243L244 249V247L245 246H247L249 249H250V245L251 244H249V242L251 243V241H253V239H255L254 237H252V236H250L249 234H251V235H257L259 232V235L261 234V237L263 238L264 237V159H263V157H261V159L260 160H258L256 157H255V155H251L250 157H248V154L246 155V148L248 147H250V144H251V146H253L252 144L253 143H251V141L253 142L254 140H256V138L258 139V137H260V139L261 140H263L264 141V123L261 121L260 123H262V124H257V120L256 119H259L258 118V116H260L259 114H256L257 112L256 111H254V109H252L251 111L249 110V106H247V107H244L243 105L238 109V110H235V108L233 109L232 107L231 108H229L228 109V107H230V106H228L227 107V109L229 110V112L231 111V110H235L234 112H230V113H228V111L226 110V109H223V108H217V107H219L218 105L215 107L211 102L212 101H210V103H207V101H205V102H203V103H200V102H198V103H196V104H194L193 103V99H192V103H189V101L191 100H189V99H185L186 101H188V105H191V106H188L186 103V105H187V107L188 108H190V107H193L194 108V110H192V113H191V115L192 116H189L190 114H187L189 117H191V118H193V119H189V117L186 115V116H183V115H181V114H183L182 112H181V110H179L180 112H181V116H182V120H180V115H179V113H178V111L177 112H175V113H178V114H176V115H179L178 117L174 114V112H173V115H171V114H169V116L167 117V113H166V115L164 114L163 116H162V118H163V120L162 121H160V120H158V121H160L159 123L158 122H156L157 124H155V122L154 123H152L151 125H150V127H149V129H147L146 127H148L147 125L149 124V122L147 123V121H148V119H149V116L151 117V114H154V113H156V112H159V114L161 113V114H163L165 111H163V109L165 108V107H167V106H165V107H163L164 105V98H163V101H162V97H161V101L163 102V103H161L160 105H163L162 106V110H159L158 108L160 107L159 106V104L158 105H155L154 103L153 104H149V103H152V102H150V100H149V103H145V101H146V99H145V97L146 96H144L145 94H143L146 90H143V92H142V89L140 90V92H138V90L136 89V88H131V85H130V83L128 84V82H126V84L124 83L125 81H122L121 83H124V84H120L119 85V83H120V81L121 80H123V79H121L120 81H119V83H118V80H116L117 78V76L118 75H114V77L116 78V79H114L113 80V76L112 77H110V76H108V81H109V77H110V79H111V81L113 80V83L110 81L109 83H110V85L108 84V82H105V79L102 77L101 79H98L99 80V82L98 83H95L94 82V78L95 77H93L92 79H93V82H94V84H92L93 82H91L92 80L91 79H89L90 80V82L89 83H87V81L88 80H86V79H82L81 78V76H79V79H73V78H68L67 77V79H66V77L63 75V74H68L67 72H70V71H68V69H69V67L70 66H64L63 67V69L61 68V70L63 71H61L60 70V72H61V74H60V72H58L61 76H62V78H63V76L65 77V79H64V82L62 83V82H55V84H51V85H49V86H47V83H48V79L51 77L52 78V74L53 73H49V72H46V74H45V71L43 70V72L42 71H40L41 70V68L39 67V72H42L41 74H39V72H30V73H28V72H24V67L26 66ZM202 64V63H201ZM8 65V64H7ZM209 65V66H210ZM174 66H175V64H174ZM210 66V67H211ZM8 67H10V66H8ZM7 67V68H8ZM118 67V66H117ZM120 67V66H119ZM124 67V66H123ZM263 67H264V65H263ZM45 68V67H44ZM43 68V69H44ZM49 68V67H48ZM47 68V69H48ZM57 68V67H56ZM70 68H72V67H70ZM176 68V67H175ZM174 68V69H175ZM23 69V70H22ZM52 69V68H51ZM54 69V68H53ZM58 69H60V68H58ZM57 69V70H58ZM178 69H179V66H178ZM181 69V68H180ZM180 69H179V71H180ZM209 69V68H208ZM216 69H217V71H216ZM10 70V69H9ZM57 70H55L54 71V74H56L57 72ZM177 70V69H176ZM36 71H37V69H36ZM83 71V70H82ZM82 71H81V73H82ZM172 71V70H171ZM171 71H169L170 73H172ZM208 71V70H207ZM212 71V70H211ZM6 72H8L7 70H6ZM51 72V71H50ZM56 72V73H55ZM71 72H73L72 71V69H71ZM86 72V71H85ZM209 72V71H208ZM9 73H11V72H9ZM78 73V72H77ZM80 72H79V74H81ZM174 73V72H173ZM181 73H182V71H181ZM15 74H12L11 73V75H15ZM53 74V75H54ZM72 74H74V73H72ZM221 74V73H220ZM223 74V73H222ZM36 75H38L39 77H37ZM69 75V77H70V75H71V73H69L68 74ZM111 75V74H110ZM172 75V74H171ZM60 76V77H61ZM180 76H181V74H180ZM223 76V75H222ZM225 76V75H224ZM233 76V75H232ZM232 76H231V78H232ZM13 77V78H14ZM25 77V78H24ZM54 77V76H53ZM98 78V77H97ZM54 79V78H53ZM63 79H61V80H63ZM104 79V80H103ZM118 79H119V77H118ZM83 80H85V81H83ZM103 80V81H102ZM224 80H225V78H224ZM227 80V79H226ZM233 80V79H232ZM239 80V79H238ZM95 81H97V79L95 80ZM102 81V82H101ZM107 81V80H106ZM115 81H117V83H118V85H117V83L115 82ZM203 81V80H202ZM235 81V80H234ZM241 81H242V79H241ZM114 82H115V84L119 87H117L116 88V85H114ZM231 82V81H230ZM239 82V81H238ZM16 83V82H15ZM18 83V82H17ZM26 83V82H25ZM107 85H106V84ZM112 83V84H111ZM142 83V82H141ZM228 83V82H227ZM240 83V82H239ZM251 83V82H250ZM105 84V85H104ZM128 84V85H127ZM148 84V83H147ZM206 83H204V85H205ZM244 84V83H243ZM19 85V84H18ZM17 85V86H18ZM106 87V90L104 89V86ZM112 85H114V87L112 86ZM125 86V87H122V89H120V87L121 86ZM144 85V84H143ZM221 85V84H220ZM240 85V84H239ZM22 86V85H21ZM108 86V87H107ZM136 86V85H135ZM149 86V85H148ZM193 86V85H192ZM191 86V87H192ZM241 86V85H240ZM239 86V87H240ZM48 87V88H47ZM99 87V88H98ZM100 87H103V88H100ZM132 87H133V85H132ZM140 87V86H139ZM194 87V86H193ZM196 87V86H195ZM202 87H203V85H202ZM252 87V86H251ZM117 90H116V89ZM143 88H145V87H143ZM146 88H147V86H146ZM197 88V87H196ZM98 89H100V90H98ZM101 89H103V91L105 90V92L104 93H102L103 91L101 90ZM118 89H119V91H118ZM140 89V88H139ZM149 89H151V86H150V88ZM147 90V92H149V91H153L154 89H152V90ZM156 89V88H155ZM195 89V88H194ZM198 89V88H197ZM217 89H220V88H217ZM249 89V88H248ZM257 89V88H256ZM255 89V90H256ZM58 90H60V91H64L67 95H65V93H64V98L62 99V101H58V102H56V101H54V102H50V100H52L51 98V96H53V94L55 95V93L58 91ZM251 90H253V89H250V91ZM259 90V89H258ZM98 91H100V93H98ZM102 91V92H101ZM156 91V90H155ZM155 91H153V94L155 95ZM238 91V90H237ZM240 91V90H239ZM263 91V90H262ZM45 92V91H44ZM116 92H118L119 94H118V96L120 95V94H122V96H117L120 100H121V97H124V96H127V97H129V95H131V94H133V95H135V98H134V96L133 95H131V96H133V97H131V99L132 98H134V101L137 103L136 104V106H134V103H133V101H132V103H133V105L131 106L130 104H129V106L128 107H130L131 106V108L130 109H132V110H130L129 111V109L127 108V106L126 105H128V104H123L122 102H121V104H123V105H121L120 104V102H117L118 101V98H116V101L115 102H117V103H119L118 104V106L119 107H116L117 106V104L116 105H114L113 103H112V106H111V99L109 100V99H107L108 98V96H113L114 94H117ZM150 92V93H151ZM248 93H250L249 91H247ZM252 92V91H251ZM258 92V91H257ZM256 92V93H257ZM41 93V92H40ZM138 93V94H137ZM157 93V92H156ZM243 93V92H242ZM247 93V94H248ZM253 93H254V91H253ZM262 93V92H261ZM260 93V94H261ZM8 94H10V93H7L6 95H8ZM43 94V93H42ZM158 94L160 95V92L159 93H157V96H158ZM176 94H178V93H176ZM246 94V95H247ZM101 95H102V97H101ZM154 95H151L152 97L154 96ZM257 95V94H256ZM79 96V97H78ZM77 97L78 98H80L81 96L80 95H78ZM105 96V97H104ZM190 96V95H189ZM248 96V95H247ZM246 96V97H247ZM252 96H253V94H252ZM255 96V95H254ZM81 97V98H82ZM85 97V98H86ZM127 97H125V99H127ZM156 97V96H155ZM191 97V96H190ZM249 97V96H248ZM258 97V96H257ZM262 97V96H261ZM81 98L78 100V102L77 103H79V101H80V103L82 102V104L83 105H85L84 103L86 102V105H88L89 107H90V102H91V100H90V102L87 100V99H85V98H83V100H85V102H83V100H81ZM102 98H104V99H102ZM113 98H115V96L113 97ZM167 98V97H166ZM259 98V97H258ZM42 99V98H41ZM54 99V98H53ZM125 99H124V101H125ZM148 99H150L149 97H148ZM147 99V100H148ZM152 99V98H151ZM197 99H198V97H197ZM215 99V98H214ZM221 99V98H220ZM232 99V98H231ZM234 99V98H233ZM250 99V98H249ZM251 99H255V98H252L251 97ZM263 99V98H262ZM107 100H109V101H111L110 103H108L107 102ZM122 100H123V98H122ZM158 100H160V99H158ZM157 100V101H158ZM172 100V99H171ZM174 100V99H173ZM176 100V99H175ZM203 100V99H202ZM217 100V99H216ZM247 100V99H246ZM256 100V99H255ZM37 101V100H36ZM75 101H77L76 99H75ZM104 101L106 102V104L104 103ZM156 101V102H157ZM160 101V102H161ZM167 102L169 101L170 102V100H169V98L166 100ZM232 101V100H231ZM254 101V100H253ZM262 102H264V99L263 100H261ZM143 102L145 103V104H149L150 106H147V110H145V111H142L143 109H144V107L146 108V106H143V109L140 111V110H137L136 108H140V107H142L140 104H142L143 105ZM218 102V101H217ZM222 102H224L223 101V98H222ZM226 102V101H225ZM236 102V101H235ZM257 102H258V100H257ZM260 102V101H259ZM79 103V104H80ZM107 103H108V106H107ZM125 103V102H124ZM181 103V102H180ZM214 104H215V102H213ZM239 103V102H238ZM247 103V102H246ZM246 103H245V105H246ZM73 104H74V102H73ZM76 104V103H75ZM78 104V105H79ZM144 104V105H145ZM182 104V103H181ZM211 106H210V105ZM216 104H218V103H216ZM223 104V103H222ZM227 104V103H226ZM229 104V103H228ZM241 104V103H240ZM261 104V103H260ZM0 105H1V103H0ZM69 105V104H68ZM85 105V106H86ZM122 107H121V106ZM140 107H139V106ZM183 105H184V103H183ZM230 105V104H229ZM232 105H233V103H232ZM236 105H238V104H235V106L234 107H236ZM257 105L259 106V104L257 103ZM263 105V104H262ZM261 105V106H262ZM64 106V105H63ZM82 106V105H81ZM81 106L79 107V106H77L78 108H81ZM115 106V107H114ZM125 106H126V108H127V110H125L126 108H125ZM185 106V105H184ZM221 106H223V105H221ZM264 106V105H263ZM3 107H4V105H3ZM2 107V108H3ZM7 107V106H6ZM65 107V106H64ZM68 107V106H67ZM76 107V108H77ZM100 107V108H99ZM133 107H134V109L136 110V111H133ZM136 107V108H135ZM168 107H170L169 105H168ZM176 107V106H175ZM214 107V108H213ZM224 107V106H223ZM239 107V106H238ZM83 108H85V107H83ZM83 108H81V109H83ZM97 108H98V111H99V109H100V111L101 110H103L104 109V111H94V110H97ZM171 108V107H170ZM170 108H167V109H170ZM173 108V107H172ZM178 109H179V107H177ZM186 108V107H185ZM184 108V109H185ZM225 108H226V106H225ZM252 108V107H251ZM256 108V107H255ZM11 109V108H10ZM88 109V107L86 108V110ZM152 109V111L154 110V113L151 111L150 112V110ZM158 109V110H157ZM160 109H161V107H160ZM166 109V110H167ZM183 109V108H182ZM192 109V108H191ZM231 109V110H230ZM80 110V109H79ZM157 110V111H156ZM172 110V109H171ZM77 111V110H76ZM82 111V110H81ZM88 111V110H87ZM87 111H83V112H85V113H80V115L81 114H85V116L87 115V118H88V113H86ZM126 111H127V113H126ZM163 111V112H162ZM258 111V110H257ZM264 111V110H263ZM66 112V111H65ZM80 112V111H79ZM255 112V113H254ZM98 113H100L99 115H98ZM110 113V112H109ZM125 113L129 116V114L130 115H132L133 114V116H132V121L130 120H127L126 119V121L124 120L125 118H128V117H125V116H127V115H125ZM149 113H150V115H149ZM158 114V115H159ZM186 114V113H185ZM89 115V116H90ZM103 115V114H102ZM107 115V114H106ZM105 114H104V116H106ZM110 115V114H109ZM155 115V114H154ZM156 115H157V113H156ZM155 115V116H156ZM157 115V116H158ZM103 116V117H104ZM153 116V115H152ZM156 116V117H157ZM205 117V120L208 122V123H214L215 122V120H216V124H217V127H216V125L214 126V128L213 129H216V130H219V129H221V130H219V131H221V132H225L224 131V129H226V132L227 133H225V134H229V136L230 137H228L227 135L226 136H224V137H222V138H218V136H217V134H216V131L215 130H213L212 132H211V130H207V129H205V127H203V128H201V125H199V123L201 122H199L198 123V120H197V118L198 119H200L201 117ZM1 117L5 120H3V121H1ZM82 117V116H81ZM102 117V116H101ZM102 117V118H103ZM107 117V116H106ZM106 117H104L103 119H105ZM110 117V116H109ZM109 117H107V118H109ZM125 117V118H124ZM159 117H161V116H159ZM166 117V118H165ZM185 117V118H184ZM186 117H188L187 119H186ZM263 118H264V116H262ZM79 118V117H78ZM195 118H196V120H195ZM216 118V119H215ZM79 119H81V118H79ZM85 119V118H84ZM96 119V118H95ZM156 119V120H155ZM160 119V118H159ZM215 119V120H214ZM92 120V119H91ZM99 120H102L101 118H98V121ZM107 120V119H106ZM137 120H140L141 122H139V121H137ZM152 120H154V121H157V118H154V119H152ZM214 120V121H213ZM222 120V121H221ZM253 120H254V122H253ZM256 120V121H255ZM18 121V123H16ZM93 121V120H92ZM91 121V122H92ZM108 121V120H107ZM123 121V122H122ZM150 121V120H149ZM173 121L175 122L174 124H177V122L179 123V124H177L176 125V128H177V130L179 131V132H181V134H183L182 132V130L183 129H186L187 130V127H185V126H188L189 125V121L190 122H192L193 123V126H191L192 125V123H190V127H191V131L189 132L188 130L186 131L185 130V132H187V133H185L184 132V134L182 135V136H180V137H177V138H174V139H172L171 138V134H173L174 132L172 131V129H174L173 127H175V126H173L172 127V129L170 128V130H171V132H170V130H167L166 129V132H165V130H161V131H164V134L163 133H160L159 132V130L157 131V129H159V127H163L164 128V126L163 125H168V127L171 125L170 124V122L171 123H173ZM213 121V122H212ZM219 121H221L220 123H219ZM79 122H80V120H79ZM105 122V121H104ZM137 122H139V123H137ZM153 122V121H152ZM224 122V124H221V123H223ZM82 123V122H81ZM86 123V122H85ZM84 123V124H85ZM94 123V122H93ZM106 123V122H105ZM104 123V124H105ZM146 123H147V125H146ZM168 123V124H167ZM202 123V122H201ZM200 123V124H201ZM204 123H206V122H204ZM218 123L219 124H221V125H223V126H218ZM6 124V125H5ZM21 124V125H20ZM79 124V123H78ZM83 124V125H84ZM97 124V123H96ZM170 124V125H169ZM181 124V125H180ZM188 124V125H187ZM107 124L105 125V127L106 126H108ZM179 125L180 126H182V128H180L179 127ZM203 125V124H202ZM81 126H82V124H81ZM94 126V125H93ZM102 126H104L103 124H102ZM183 126H184V128H183ZM15 127V128H14ZM101 127V126H100ZM99 126H97V128H100ZM110 127V126H109ZM171 127V126H170ZM180 128V130H179V128ZM193 127V128H192ZM209 127V126H208ZM14 128V129H13ZM189 128V127H188ZM219 128V129H218ZM222 128H224L223 129V131H222ZM165 129V128H164ZM156 130V131H155ZM175 130V129H174ZM107 131V130H106ZM116 130H114V132H115ZM119 131V130H118ZM155 132V134H154V132ZM176 131V130H175ZM178 131H176V132H178ZM113 132V133H114ZM157 132H159V134H163L162 135V138H157V137H153V135H156V133ZM173 132V133H172ZM111 134H112V132H110ZM121 133H123V132H121ZM151 133H153V134H151ZM214 133V134H213ZM107 134H109L108 132H107ZM125 135H126V133H124ZM178 134H180V133H178ZM203 134V135H202ZM216 134V135H215ZM220 134V133H219ZM50 135V134H49ZM122 135V134H121ZM160 135V136H161ZM177 135V134H176ZM109 136V135H108ZM217 136V137H216ZM53 136H51V138H52ZM101 137V136H100ZM109 137H111V136H109ZM131 137V136H130ZM130 137H129V139H130ZM219 137H220V135H219ZM119 138V137H118ZM122 138V137H121ZM133 138H134V136H133ZM241 138H243V140H241ZM246 138V139H245ZM240 139V140H239ZM164 140H172V142H173V144H172V147L170 146V144L169 145H164V144H166V143H168V141L166 142V143H164ZM195 141V142H193V143H191L192 145H194V144H196V145H194V146H192V145H190L189 143L191 142V141ZM251 140V141H250ZM7 141V142H6ZM94 141V140H93ZM96 141V140H95ZM122 141V140H121ZM142 141H144V142H142ZM169 141V142H170ZM238 141V142H237ZM246 141V142H245ZM258 141V140H257ZM262 141V142H263ZM91 142H92V140H91ZM120 142V141H119ZM118 142V143H119ZM250 142V143H249ZM261 142V141H260ZM4 143V144H3ZM7 143H13V144H15L17 147L15 148L14 146L15 145H13V147L14 148H11V147H8V145H7ZM51 143H53V144H51ZM65 143V142H64ZM202 143H204V144H202ZM93 144H95V143H93ZM254 144H255V141H254ZM261 144V143H260ZM264 144V143H263ZM91 145V144H90ZM96 145V144H95ZM188 145H190L189 147H190V149H191V147H192V149H191V151H189L188 149H186L185 150V148L188 146ZM258 145H259V143H258ZM262 145V144H261ZM261 145H260V147L259 146H256V145H254V147L256 146L257 148L259 147V148H261ZM12 146V145H11ZM93 146V145H92ZM263 146V145H262ZM28 147V149L30 148L32 151H34V153H32L31 151H30V149H29V151H30V154L32 153V154H36V156L38 157V159L36 160V161H38L37 163H35V164H33V163H31V162H33V161H35V160H27L29 157H26V158H23L24 156H21V158L19 157V159H18V157H16V159H15V156H14V154H16V152L18 151V150H22V152H23V149L25 150L26 148ZM67 147V146H66ZM255 147V148H256ZM68 148V147H67ZM117 148V147H116ZM120 148V147H119ZM119 148H117V150L119 149ZM256 148V149H257ZM258 148V149H259ZM90 149V148H89ZM254 149V148H253ZM263 149H264V146H263ZM68 150H70V149H68ZM111 150H113L114 151V149H111ZM119 150H121V149H119ZM125 150H126V147H125ZM130 150V149H129ZM260 150V149H259ZM20 151H18V153L20 152ZM26 151V150H25ZM67 151V150H66ZM71 151V150H70ZM75 151H77V150H75ZM90 151V150H89ZM121 151H123V150H121ZM261 152H262V148H261V150H260ZM264 151V150H263ZM72 152V151H71ZM128 152V151H127ZM224 152H226L225 153V155H226V157L227 158H225V156H224V154L222 155V154H220V155H222L221 156V158H223V160H220V158L218 157V156H220L219 155V153H224ZM248 152V151H247ZM253 152V151H252ZM88 153V152H87ZM100 153V154H99ZM123 153H126V152H123ZM218 153V155H217V158L215 159L214 157H216V156H214L215 154H217ZM230 153V154H229ZM232 153V154H231ZM264 153V152H263ZM70 154H74L73 152L72 153H70ZM228 154V155H227ZM254 154V153H253ZM77 155H79V153L77 154ZM81 155H83V154H81ZM128 155V154H127ZM130 155V156H131ZM232 155V156H231ZM16 156H20V155H16ZM228 156H231V157H228ZM257 156V155H256ZM259 156V155H258ZM31 157V156H30ZM33 157V156H32ZM88 157V156H87ZM9 158V159H10ZM35 158V157H34ZM132 158V157H131ZM218 158H219V160H218ZM225 158V159H224ZM7 159H8V157H7ZM30 159H33V158H30ZM136 159H138L137 157H136ZM140 159V158H139ZM138 159V160H139ZM263 159V160H262ZM6 160V159H5ZM132 160H134V159H132ZM137 160V161H138ZM0 161H2V159L0 160ZM143 162H142V164H143ZM243 162V163H242ZM2 164V163H1ZM10 164H12L11 162H10ZM138 164H140V163H138ZM243 164V165H242ZM244 164H245V167L244 168H241V165H242V167L244 166ZM3 165V164H2ZM141 165V164H140ZM144 165H146V164H144ZM141 166H143V165H141ZM1 167V166H0ZM24 167V168H23ZM119 167V168H118ZM138 167H140V166H138ZM144 168H145V166H143ZM28 168V169H27ZM117 168V169H116ZM136 168H137V166H136ZM144 168H142V169H144ZM146 168H147V166H146ZM152 168H155L154 170L152 169ZM2 170H3V168H2ZM1 170V171H2ZM6 170H9V169H6ZM27 170H28V172H27ZM167 171V173H170V174H172V177H170V179L171 180H167V181H165V182H159L160 180V178L159 177H157L155 174H154V171L155 172H157L158 173V171ZM13 171V170H12ZM20 172H18V173H20ZM20 173V174H24V173ZM5 173V172H4ZM17 173V174H18ZM27 173V174H26ZM165 173V172H164ZM166 173V174H167ZM2 174V173H1ZM13 174H16V173H14V172H12V174H10L9 172L6 174V175H4V174H2V175H4L3 177H0V183L1 182H3V181H5V182H7V181H10V180H12L13 179V181L14 180H16L17 181V178H15V176L13 175ZM1 175V176H2ZM27 175V176H26ZM169 175V174H168ZM17 176V175H16ZM159 176V175H158ZM18 177H19V174H18ZM15 178V179H14ZM159 178V179H158ZM19 179V178H18ZM21 180V179H20ZM13 181H11V182H13ZM158 181V182H157ZM15 182V181H14ZM157 183H159L158 184V186H156L155 184H157ZM20 185V186H21ZM202 185H204V186H202ZM198 186H201V187H204L205 188V192H206V194L205 195H207L208 193H209V195H210V193L212 192V193H215V194H217V198L215 197L214 198V195L215 194H213V197L212 198H214V199H217V201H215V203H213L214 202V200H211L212 201V203L214 204V205H217L218 203H219V201L221 200L222 201V203L223 202H225V203H227L226 205H229V203H231L232 205L230 206V207H237V206H239L238 207V211H236L237 209L235 208H232L233 209V211H235V213H238V212H240L241 210L243 211L242 213L244 214V215H242L241 214V217H240V215H239V217H240V219L243 221H245L246 220V222H245V224H247V221H249V223L251 224H249V225H247V226H251V227H253V228H256L255 230H256V233L254 234V232H255V230L253 231V230H251L250 232H252V233H241V235H244V236H242L241 237V235L240 236H237V234L236 235H234V234H232V232H234L233 230H234V228H232V226H230V228H232L231 230L230 229H228V230H230V232L228 233V231L226 230V228H225V224H224V221H226L225 223H227V225H230L229 223H231V222H229L228 223V220L230 219H227L226 218V220H224L223 221V223H222V221L221 220H219V219H221L219 216H218V220L217 219H215L216 217H217V214L219 213V211H218V213L216 214V210L217 209H219V208H217V209H215L217 206H219V205H217L216 207L213 205H211L212 207H215V208H212L211 206H209L210 207V209H208L209 210V212L208 211H206V212H208L210 215H206L205 213V215H206V217H205V215H204V217H203V215H201L203 218H200L201 216H199V214H200V212H198L197 214H196V212H197V210L198 209H201L200 208V206L199 205H201V203H205V202H208L209 200H210V198L211 197H209L208 195L207 196H205V195H203L204 196V198L205 199H207V201L205 200V199H203L202 198V194L200 195L201 196V198H199L198 197V195H197V197L199 198V200H197L196 198H195V193L193 192V191H195V189H197V192H199V191H201L202 192V190L204 189H202L201 187H200V190L198 189L199 187ZM24 187V188H25ZM27 188V187H26ZM25 191H27V189H24ZM174 190H176V192L175 193H173V191ZM199 190V191H198ZM204 192V191H203ZM202 192V193H203ZM36 193V192H35ZM200 193V192H199ZM211 193V194H212ZM41 196V195H40ZM216 196V195H215ZM218 196L220 197V199L218 198ZM79 197V198H78ZM207 197V198H206ZM65 198V199H64ZM75 198V199H74ZM76 198H78V199H76ZM112 198H114V199H112ZM195 198V199H194ZM107 199H108V201H107ZM113 200V202H111L110 200ZM219 199V200H218ZM243 199V201H241ZM55 200V199H54ZM97 200H98V202H97ZM57 201H59V200H57ZM94 201V202H93ZM111 202V204L110 205H108L107 204V202ZM136 201L138 202L137 204H135L136 203ZM210 201V202H211ZM238 201H241V202H238ZM62 202V201H61ZM68 202V203H69ZM135 202V203H134ZM217 202V203H216ZM229 202V203H228ZM238 202V203H237ZM243 202V204H242V207H241V209H240V205H241V203ZM59 203V202H58ZM67 203V204H68ZM76 203V202H75ZM78 203V204H79ZM98 203V204H99ZM115 203H118L119 205H121V206H119L118 204L117 205H115ZM209 203V202H208ZM207 203V204H208ZM221 202L219 203L221 206L222 205H224V204H222ZM64 204V203H63ZM62 204V205H63ZM71 204V203H70ZM78 204H76V205H78ZM79 204V205H80ZM101 204H103L104 205V203H101ZM101 204H100V206H101ZM114 204V205H113ZM149 204V205H148ZM209 204H211V203H209ZM208 204V205H209ZM238 204V205H237ZM240 204V205H239ZM89 205V204H88ZM102 205V206H103ZM107 205H108V207H107ZM147 205V206H146ZM204 205H206V204H204ZM204 205H202L201 207L203 208V206ZM207 205V206H208ZM256 205H257V207H260L259 208V211H258V209H257V207H256ZM259 205V206H258ZM73 206V205H72ZM72 206H70V207H72ZM91 206H93V208H94V204L93 205H91ZM100 206H98V207H100ZM110 206V207H109ZM220 206V207H221ZM225 206V205H224ZM254 206L256 207V208H254ZM104 207H102L103 209H104ZM199 207V208H198ZM226 207V206H225ZM224 207V208H225ZM230 207H229V209H230ZM28 208V207H27ZM32 208V207H31ZM73 208V207H72ZM129 208H131V206H129ZM133 208H134V206H133ZM136 208H134V210H136ZM227 208V207H226ZM96 209V208H95ZM119 209V208H118ZM132 209V208H131ZM146 209V210H147ZM204 209V208H203ZM255 209H257V211L255 210ZM120 210H122L121 208H120ZM130 210V209H129ZM128 209L126 210V211H129ZM139 210V209H138ZM145 210V211H146ZM205 210V209H204ZM204 210L202 211V212H204ZM143 211V210H142ZM142 211H140V213L139 212H137L138 213V215L140 216V221H143V220H141L142 218H143V216L142 215H144V213H142ZM46 212V211H45ZM93 212V211H92ZM99 212V211H98ZM117 212V211H116ZM115 212V213H116ZM125 212V211H124ZM132 212V211H131ZM134 212V214H135V216H136V211H133ZM144 212V211H143ZM106 213V212H105ZM110 213H112L111 211H110ZM114 213V214H115ZM124 214V216H125V214L126 213H122V211L120 212L119 211V214ZM130 213V212H129ZM128 213V214H129ZM235 213H233V215L235 214ZM241 213V212H240ZM84 214V213H83ZM95 214V213H94ZM101 214V213H100ZM107 214V213H106ZM132 214V213H131ZM131 214H130V216H131ZM133 214V215H134ZM203 214V213H202ZM216 214V217L214 216ZM44 215V214H43ZM86 215V214H85ZM90 215V214H89ZM97 215V213L95 214V216ZM99 215V214H98ZM102 215V214H101ZM111 215H113V214H111ZM110 215V216H111ZM133 215H132V217H133ZM137 215V216H138ZM222 215V214H221ZM227 215V214H226ZM38 216H39V214H38ZM104 217H105V215H103ZM116 216V215H115ZM114 216V217H115ZM138 216V217H139ZM151 216V215H150ZM196 216V217H195ZM199 216V218H197ZM223 216V215H222ZM224 216H225V214H224ZM242 216H246V218H243ZM42 217V216H41ZM109 217V216H108ZM123 217V216H122ZM126 217V216H125ZM125 217H124V219H125ZM129 217V216H128ZM137 217V218H138ZM142 217V218H141ZM148 217H149V215H148ZM147 217V218H148ZM215 217V218H214ZM225 217H228V216H225ZM229 217H231V216H229ZM237 217V216H236ZM45 217H43V218H41V220L42 219H44ZM48 218V217H47ZM103 218V217H102ZM111 218H113L112 216H111ZM145 218V217H144ZM143 218V219H144ZM155 218V219H156ZM223 219H224V217H222ZM129 219V218H128ZM132 219V218H131ZM135 220H136V217L134 218ZM133 219V220H134ZM139 219V218H138ZM146 219V218H145ZM238 219V218H237ZM5 220V219H4ZM112 220V219H111ZM135 220H134V222H135ZM163 221V223H162V221ZM239 220V219H238ZM10 221V220H9ZM51 221V220H50ZM137 221V220H136ZM140 221H139V224H140ZM145 221V220H144ZM3 222V221H2ZM5 222V221H4ZM27 221H25L24 223H26ZM41 222L42 221H40V225H41ZM103 222V221H102ZM125 222V221H124ZM129 222V221H128ZM147 222V221H146ZM145 222V223H146ZM232 222H234V221H232ZM236 222V221H235ZM21 223V222H20ZM51 223V222H50ZM104 223V222H103ZM102 223V224H103ZM108 223H110V222H108ZM113 223H114V221H113ZM126 223H127V221H126ZM131 223V222H130ZM143 223V222H142ZM141 223V224H142ZM149 223V222H148ZM151 223H152V221H151ZM165 223V224H164ZM238 222H236V225H239V224H237ZM253 223V224H252ZM39 224V223H38ZM48 224V226H49V223H47ZM46 224V225H47ZM52 224H53V222H52ZM134 224V223H133ZM136 224V223H135ZM147 224V223H146ZM235 224V223H234ZM234 224H231V225H233V227L235 226V227H237L236 225H234ZM243 224H244V222H243ZM242 223L240 224L241 226L243 225ZM244 224V225H245ZM8 223H7V226H5V227H8ZM10 225H11V223H10ZM13 225V224H12ZM23 225V224H22ZM29 225V224H28ZM35 224H34V222H33V226H34ZM39 225V226H40ZM117 225V224H116ZM143 225V224H142ZM170 225V226H169ZM240 225H239V227H240ZM253 225V226H252ZM255 225V226H254ZM37 226V225H36ZM41 226H43V225H41ZM48 226H47V228H48ZM113 226V225H112ZM115 226V225H114ZM134 226V225H133ZM194 227V228H192V227ZM10 227V226H9ZM19 227V226H18ZM24 227V226H23ZM26 227V226H25ZM24 227V228H25ZM30 227V226H29ZM46 227V226H45ZM45 227H43L45 230L47 229V228H45ZM229 227V226H228ZM246 227V226H245ZM245 227H241L243 230H244V228ZM251 227H249V228H251ZM3 228V227H2ZM14 228V227H13ZM36 228V227H35ZM40 228V227H39ZM50 228H52V225H51V227ZM11 229V228H10ZM18 229V228H17ZM43 229V230H44ZM53 229V228H52ZM126 229V228H125ZM172 229V228H171ZM237 229H240V228H237ZM236 229V230H237ZM242 229H241V231H242ZM246 229H248V227H246L245 228V231H246ZM260 231H259V230ZM3 229H0V264H81V255H78V253H76V256L75 257H73V256H70L68 253H69V251L67 250V252L65 251V253L66 254H68L71 258H73V259H70V257H69V259H66L65 258V254L63 253L64 252V250H65V246H64V248H60V250H59V252L61 253L62 251V253L64 254V256L61 254L60 255V253H52V250H51V253L49 252L50 250V247H49V249H48V247H47V249H45L44 247V249L46 250V252H45V250L43 249V248H38V250H35V249H31L30 248V246L28 247V245L26 244V242L24 241V237L23 236H21V237H23V239H21V238H17V237H13V233H12V235L11 234H6L5 232L3 233V232H1ZM12 230V229H11ZM18 230H20V229H18ZM48 230V229H47ZM46 230V231H47ZM138 230H140V229H138ZM137 230V231H138ZM149 230V229H148ZM235 230V231H236ZM249 230V229H248ZM9 231V230H8ZM12 231H14V229L12 230ZM11 231V232H12ZM21 231V230H20ZM24 231V230H23ZM52 231V230H51ZM50 231V232H51ZM54 231V230H53ZM141 231H142V228H141ZM232 231V232H231ZM238 231V230H237ZM240 231V230H239ZM245 231H243V232H245ZM259 231V232H258ZM48 232V231H47ZM55 232V231H54ZM54 232H51V233H54ZM136 232V231H135ZM247 232V231H246ZM10 233V232H9ZM22 233V232H21ZM40 233V232H39ZM45 233V232H44ZM57 233V232H56ZM137 233V232H136ZM142 233V232H141ZM148 233V232H147ZM202 233V232H201ZM202 233V234H203ZM239 233V234H240ZM20 234V233H19ZM23 235H26V234H24V233H22ZM61 234V233H60ZM60 234H59V237H60ZM245 234H246V236H245ZM31 235V234H30ZM39 235H41V233L39 234ZM47 235V234H46ZM49 235V234H48ZM83 235V234H82ZM145 235V234H144ZM143 235V236H144ZM204 235V234H203ZM259 235H257V237L259 236ZM42 236H44V235H42ZM62 236V235H61ZM149 236V235H148ZM147 236V237H148ZM194 236V235H193ZM35 237H37V236H35ZM41 237V236H40ZM54 237H55V233H54ZM57 237H58V235H57ZM56 237V238H57ZM67 238H68V236H66ZM75 237V236H74ZM83 237H87V236H83ZM92 237V236H91ZM91 237H89V239L91 238ZM206 237V238H207ZM256 237V239L258 240V238ZM260 237V236H259ZM259 238V239H262V238ZM28 238H31V237H27V239ZM42 238H46V237H41V240H42ZM51 238H52V236H51ZM62 238V237H61ZM64 238H65V234H64ZM63 238V239H64ZM77 238V239H76ZM75 239L78 241V237H76ZM96 238V237H95ZM145 238V237H144ZM153 238H154V236H153ZM252 238V240L250 241V239ZM26 239V240H27ZM34 239V238H33ZM37 239V238H36ZM47 239V238H46ZM48 239H50V238H48ZM54 239V238H53ZM53 239H50L49 241L50 242H52L53 241ZM81 239L82 238H80V241H81ZM97 239V238H96ZM122 239V238H121ZM146 239V238H145ZM156 239V238H155ZM35 240V239H34ZM40 240V243L41 242H45V240L43 239V241H41ZM58 240H60L59 238H58ZM69 240H71V239H69ZM84 240H88V237H87V239H84ZM98 240V239H97ZM123 240V239H122ZM222 240H224V241H222ZM263 240V239H262ZM262 240H261V242H262ZM32 241V240H31ZM55 241V240H54ZM61 241V240H60ZM72 241H74L73 239L71 240V241H69V243L71 244V242ZM79 241V242H80ZM98 241H101V240H98ZM113 241V240H112ZM182 241V240H181ZM192 241V240H191ZM199 241V240H198ZM255 242H256V240H254ZM36 242V241H35ZM46 242H48L47 240H46ZM62 242V241H61ZM64 242V241H63ZM66 242H68L67 240H66ZM78 242V243H79ZM82 242V241H81ZM90 242V241H89ZM97 242V241H96ZM114 242H115V240H114ZM113 242V243H114ZM130 242V241H129ZM197 242V241H196ZM211 242V241H210ZM260 242V241H259ZM260 242V244H262L263 242H264V240H263V242L261 243ZM29 243V242H28ZM31 243V242H30ZM34 243V242H33ZM53 243V242H52ZM56 243H57V241H56ZM60 243V242H59ZM69 243L67 244V245H69ZM73 244L72 245H74V242H72ZM83 243V242H82ZM92 243H93V238H92ZM99 243H101V242H98V245H99ZM103 243V242H102ZM102 243L100 244V245H102ZM120 243H121V241H120ZM131 243H132V241H131ZM200 243V242H199ZM214 243H216L215 241H214ZM217 243V244H218ZM248 243V245H246V244ZM39 244V243H38ZM48 245H49V243H47ZM47 244H45V246L47 245ZM63 244H65V243H63ZM96 243H94L93 245H95ZM106 244V243H105ZM119 244V243H118ZM211 244H213V243H211ZM244 244V245H243ZM257 244V243H256ZM31 245V244H30ZM36 245V244H35ZM40 245V247L43 245H41V244H39ZM53 246H54V244H52ZM62 245V244H61ZM66 245V244H65ZM66 245V248L68 247ZM78 245V244H77ZM75 246L76 248L78 247V246ZM97 245V244H96ZM95 245V246H96ZM97 245V246H98ZM99 245V246H100ZM113 245V244H112ZM115 245H116V242H115ZM121 245V244H120ZM207 245V244H206ZM216 245V244H215ZM220 245H222V244H220ZM235 245V246H236ZM244 247H243V246ZM254 245V244H253ZM32 246V245H31ZM38 246V245H37ZM36 246V247H37ZM51 246V245H50ZM89 246V245H88ZM114 246V245H113ZM112 246V250H113V247ZM210 246V245H209ZM223 246H225V245H223ZM234 246V247H235ZM236 246V247H237ZM243 247V249H242V247ZM261 246V245H260ZM35 247V246H34ZM52 247V246H51ZM57 247V245L55 246V248ZM62 247V246H61ZM75 247H73V248H75ZM122 247V246H121ZM205 247V246H204ZM213 247V246H212ZM218 247V246H217ZM247 247H245V249H247ZM254 247V246H253ZM258 247V246H257ZM256 247V248H257ZM54 248V247H53ZM52 248V249H53ZM72 248V247H71ZM103 248H104V246H103ZM116 248V247H115ZM227 248V247H226ZM255 248V247H254ZM40 249H43V251H40ZM68 249V248H67ZM81 249H83L82 247H81ZM120 249V248H119ZM118 249V250H119ZM124 249V248H123ZM126 249V248H125ZM130 249H131V247H130ZM185 249V248H184ZM220 249V248H219ZM237 249V248H236ZM245 249L243 250V251H245ZM258 249H261V248H258ZM47 250H49L48 251V253H47ZM56 250V249H55ZM116 250V249H115ZM121 250V249H120ZM119 250V251H120ZM132 250H135V249H133L132 248ZM139 250V249H138ZM231 250H233V249H231ZM238 250V249H237ZM240 250V251H241ZM256 250V249H255ZM255 250H253V251H251L252 252V254L254 253V251ZM57 251V250H56ZM85 251V250H84ZM117 251V250H116ZM118 251V252H119ZM247 251H249V250H247ZM246 251V252H247ZM55 252V251H54ZM58 252V251H57ZM70 252H72V251H70ZM94 252H95V250H94ZM99 252H101V251H99ZM114 252V254H115V251H113ZM121 252V251H120ZM120 252H119V254H120ZM127 252V251H126ZM129 252V251H128ZM143 252V251H142ZM234 252V251H233ZM237 252H239V251H237ZM75 253V252H74ZM86 253H88V252H86ZM85 253V254H86ZM144 253V252H143ZM243 253V252H242ZM247 253H249V252H247ZM255 253H257V252H255ZM254 253V254H255ZM73 254V253H72ZM92 254V253H91ZM91 254H89L87 257L89 258V260H87V258H85L86 259V261L83 263V260H82V263L83 264H88V263H86V262H88V261H94V259H92L91 260V258H93V257H91ZM98 253L96 252V253H94V256H97V257H99L98 255H97ZM106 254H108V253H106ZM118 254V253H117ZM130 254V253H129ZM132 254V253H131ZM131 254L129 255V256H131ZM238 254V253H237ZM251 253H250V255H251V258H252V256H253V258H254V254L252 255ZM264 254V253H263ZM109 255V254H108ZM121 255H123V254H121ZM121 255H120V259H121ZM250 255H248V256H250ZM78 256H79V258H78ZM84 256H86V255H84ZM106 257L105 258H108V256L107 255H105ZM118 256V255H117ZM133 256V255H132ZM142 256H143V254H142ZM247 256V257H248ZM257 257H258V259H259V256L258 255H256ZM261 256V255H260ZM262 256H264V255H262ZM91 257V258H90ZM211 257V256H210ZM230 257V256H229ZM257 257H255L254 258V260L255 259H257ZM101 258V257H100ZM104 258V257H103ZM111 258V257H110ZM115 258H116V255H115ZM119 258V257H118ZM130 258V257H129ZM132 258V257H131ZM250 258V257H249ZM80 259V260H79ZM243 259H244V257H243ZM248 259V258H247ZM129 260V259H128ZM210 260V259H209ZM212 260V259H211ZM233 260V259H232ZM249 260H253V259H249ZM263 260V259H262ZM111 261H112V259H111ZM123 261V263H124V260H122ZM141 261V260H140ZM219 261V260H218ZM233 261H235V260H233ZM233 261L231 262V263H233ZM109 262V261H108ZM128 262V261H127ZM91 263V262H90ZM89 263V264H90ZM103 263H105V262H103ZM219 263V262H218ZM91 264H93V263H91ZM110 264H112V263H110ZM114 264V263H113ZM116 264V263H115ZM128 264V263H127ZM130 264H138V262H135V263H130ZM141 264V263H140ZM155 264H156V262H155ZM216 264V263H215ZM220 264V263H219ZM234 264V263H233ZM237 264H239V263H237ZM245 264H246V262H245Z\"/></svg>",
	"mask_w": 264,
	"mask_h": 264
}]
</instances>
